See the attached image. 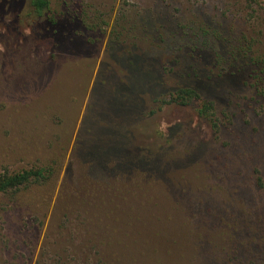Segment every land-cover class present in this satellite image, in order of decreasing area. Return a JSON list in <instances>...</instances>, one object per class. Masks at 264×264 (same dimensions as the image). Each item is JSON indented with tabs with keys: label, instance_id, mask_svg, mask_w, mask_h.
Returning <instances> with one entry per match:
<instances>
[{
	"label": "rangeland",
	"instance_id": "rangeland-1",
	"mask_svg": "<svg viewBox=\"0 0 264 264\" xmlns=\"http://www.w3.org/2000/svg\"><path fill=\"white\" fill-rule=\"evenodd\" d=\"M49 1L53 27L29 0H0V174L51 161L59 172L0 196V264H264V97L224 63L232 52L264 60V0ZM185 32H205L211 47L173 39ZM118 34L164 82L154 93L201 86L220 131L194 103L157 109L144 97L125 134L149 167L111 189L95 184L83 152L90 130L130 118V105L106 100L107 77H128ZM210 74L224 76L209 84Z\"/></svg>",
	"mask_w": 264,
	"mask_h": 264
},
{
	"label": "trees",
	"instance_id": "trees-1",
	"mask_svg": "<svg viewBox=\"0 0 264 264\" xmlns=\"http://www.w3.org/2000/svg\"><path fill=\"white\" fill-rule=\"evenodd\" d=\"M13 1L14 0H6L8 3H12ZM29 3L37 19L45 18L48 25L57 26L58 23L55 20L45 15V11H48L50 7L49 0H29ZM141 32H145V30ZM149 34L150 32L145 34V36H141V40L143 42L150 40L152 37L149 36ZM204 34L206 35L205 32L201 34V36L195 34L193 35L194 38H192V34L189 35L187 32L182 35L180 34L181 36L175 33L172 35L175 36L173 39L179 37L184 39L186 43L191 42L194 51H196V49L198 51H203L202 45L211 47L207 40L202 42L199 40L204 38ZM119 38L120 35L118 34L112 41V49L117 51L116 56L119 57V59L128 62L127 65L129 66V70L126 71L125 74L128 75V77L126 78L127 80L122 79L123 81L121 79H115L114 76L113 78L107 77L109 85L105 87L106 95L108 96L106 100L117 101L120 105H130L132 108L130 110V118L125 122L111 123L115 125V131L112 132L114 128L113 130L107 128L98 137H93L91 134L93 129L90 130L89 140L91 141L88 142L89 144L86 145L85 151L83 152V164L85 168H87V170L93 169L96 174H100L101 178H95L97 179L95 184L101 181L103 185H107L111 189L115 188L117 183H124L133 179L134 176L143 175L142 173L149 167L150 163L147 161L148 158L146 157V159L144 155L140 154V151L138 152V150L136 151L133 148L132 142H130L125 134L127 133L125 124L133 122L135 117H138L141 113L142 103L145 100L143 99L144 97L153 100L157 109H162L164 106L170 104L186 106L194 103L196 104V113L198 117L205 120L210 125L214 134L220 131V118L216 102L202 94L201 86L197 88L194 86V83L190 85L183 84L175 88H170V90L160 92L159 94L154 93L155 89L160 88L161 84L164 82L160 80V77L151 75L147 68L144 69V54L140 52L138 54L139 47L136 43L131 44L132 47L130 48H124L123 45H127L125 41L120 42L122 47L117 45L116 41H120ZM161 43H164L162 37ZM187 46L186 44V47ZM224 63H227L228 68L231 69L229 72L225 71V74L235 76L240 80H245L247 83L251 82V84L248 85L254 88V94L264 97V60L262 58L258 56H247L246 54H243L242 57L239 58L238 52H232L227 53ZM235 64L238 65L236 66ZM114 66H119L120 71H123L120 64L114 63ZM105 68L106 62H102L99 67L95 85L96 83L99 86L104 85L101 80L104 78L103 73L105 74V71H107ZM109 68L111 69V67ZM195 71L197 72L196 69ZM195 71L192 70L189 76L196 73ZM197 74L198 73L195 75L197 76ZM223 76L224 74H210L206 77V81H209V84H215V82L222 79ZM91 108V110L94 109V107ZM55 165V161H51L41 166H33L29 169H24L20 172L1 173L0 196H5L7 194H18L17 196H19L23 192L26 194L29 193L30 190L34 188L50 186L59 174ZM106 181H108V184ZM94 182L95 181L90 182L89 184L94 185ZM93 188H96L94 189L95 191L97 190V187ZM73 207L78 210V202L66 206L63 212L65 219H67L68 216L67 210Z\"/></svg>",
	"mask_w": 264,
	"mask_h": 264
}]
</instances>
